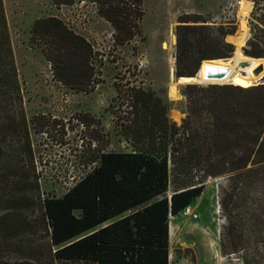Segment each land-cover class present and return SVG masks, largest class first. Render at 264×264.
Segmentation results:
<instances>
[{
	"label": "trees",
	"instance_id": "16d2710c",
	"mask_svg": "<svg viewBox=\"0 0 264 264\" xmlns=\"http://www.w3.org/2000/svg\"><path fill=\"white\" fill-rule=\"evenodd\" d=\"M82 1L93 3L97 16L110 25L113 46L140 36L141 0H52L55 6ZM248 14L239 13V28L227 37L231 45L244 43ZM203 27L175 30L176 49L184 51V58L175 61L177 82L202 83L209 65L215 71L229 69L214 84L230 81L233 86H186L179 125L169 121L167 104L151 90L116 92L121 101L112 113L130 150L105 151V144L97 145L99 133L90 129V165L61 195L40 197L36 179L24 165L3 159L0 140V264H168L169 217L202 192L207 177L219 175H226L218 197L224 217L220 251L242 252L253 226L264 231V85L249 87L264 74V59L259 58L264 57V0H253L244 55L233 46L230 58L219 59L229 56L232 47L221 39L206 42ZM28 43L38 47L52 80L83 93L93 89L100 60L89 42L60 19H36ZM204 59L209 61L201 62L194 76ZM238 67L244 74L235 71ZM11 99L25 133L0 0V111L9 108L0 119V133L11 131ZM82 121L86 127L96 123L86 117ZM242 260L248 263L246 255Z\"/></svg>",
	"mask_w": 264,
	"mask_h": 264
},
{
	"label": "rangeland",
	"instance_id": "374dc122",
	"mask_svg": "<svg viewBox=\"0 0 264 264\" xmlns=\"http://www.w3.org/2000/svg\"><path fill=\"white\" fill-rule=\"evenodd\" d=\"M2 1L26 127L23 133L17 125L16 105L11 99V131L0 133L2 157L10 158L16 166L24 165L27 173L35 177L40 197L61 195L71 177L77 178L90 165L87 161L94 146L88 138L90 129L99 133L97 145L105 144V151L130 150L112 113L117 112L121 101L116 92L131 87L151 90L167 104L169 121L179 125L185 115L181 91L188 85L206 86L181 84L174 76L175 61L184 58V51L176 49L177 26H204L201 32L206 42L221 39L232 47L229 56L219 58L227 59L236 47L227 37L238 30L240 12L249 11L246 24L250 37L253 7V0H141L140 36L115 47L112 28L97 16L93 3L55 6L52 0ZM47 17L60 19L85 38L100 60L96 83L89 93L68 89L52 80L38 47L28 43L32 23ZM231 28L232 34H219ZM245 45L246 41L236 47L241 54ZM188 66H194V59ZM260 85H264V75L249 87ZM8 109L2 108L0 119ZM119 110H124L123 106ZM85 117L96 123L86 127L82 121ZM225 184L226 175L207 177L202 192L188 204L196 217L186 216L181 210L169 217L168 264H245L242 255L247 256V264H264V231L256 226L242 252L220 251L218 240L224 217L218 197Z\"/></svg>",
	"mask_w": 264,
	"mask_h": 264
},
{
	"label": "built area",
	"instance_id": "2783aa9c",
	"mask_svg": "<svg viewBox=\"0 0 264 264\" xmlns=\"http://www.w3.org/2000/svg\"><path fill=\"white\" fill-rule=\"evenodd\" d=\"M247 39H248V34L246 35V37H245V40L244 41H247ZM204 62H208L209 60H203ZM203 61H200V63H199V65H198V67H200L201 65V62H203ZM197 67V68H198ZM215 69L216 68H213V67H211V66H205V70H204V74H203V77H202V83H197L196 85H198V86H208V85H231L230 84V81H228V82H225L224 84H214V83H217L216 82V80L217 79H219V78H223V77H225L227 74H228V72H229V69H227V68H222V69H217V71H215ZM235 71L236 72H240V73H243L244 74V70L241 68H235ZM223 73V74H222ZM195 75H196V72L194 73ZM222 75V76H220V75ZM219 75V76H218ZM264 75V74H263ZM261 79V78H260ZM259 79V80H260ZM258 80V81H259ZM257 82V81H256ZM255 82V83H256ZM79 177V176H78ZM78 177L77 178H75V177H71V179H70V181H69V183L67 184V188L76 180V179H78ZM66 188V189H67ZM181 212H183L184 214H189L191 217H195V214L193 213V212H189V205H186V206H184L182 209H181Z\"/></svg>",
	"mask_w": 264,
	"mask_h": 264
},
{
	"label": "water",
	"instance_id": "95a60500",
	"mask_svg": "<svg viewBox=\"0 0 264 264\" xmlns=\"http://www.w3.org/2000/svg\"><path fill=\"white\" fill-rule=\"evenodd\" d=\"M260 70H261V66L257 67V68L254 70L253 73H254V74H257ZM219 75H220V74H219ZM219 75H218V76H219ZM175 78H178V77L175 76ZM168 197H169V193H168Z\"/></svg>",
	"mask_w": 264,
	"mask_h": 264
},
{
	"label": "bare ground",
	"instance_id": "6f19581e",
	"mask_svg": "<svg viewBox=\"0 0 264 264\" xmlns=\"http://www.w3.org/2000/svg\"><path fill=\"white\" fill-rule=\"evenodd\" d=\"M199 68H200V67L197 68L196 75H197V73H198V71H199ZM220 69H222V68H220ZM222 74H223V73H222ZM196 75H194V76H196ZM220 76H222V75H220ZM178 78H179V77H178ZM189 212H192L190 207H189ZM184 215L188 216L189 214H184ZM195 217H196V214H195ZM195 217H194V218H195Z\"/></svg>",
	"mask_w": 264,
	"mask_h": 264
},
{
	"label": "crops",
	"instance_id": "0c3cea01",
	"mask_svg": "<svg viewBox=\"0 0 264 264\" xmlns=\"http://www.w3.org/2000/svg\"><path fill=\"white\" fill-rule=\"evenodd\" d=\"M170 223V222H169ZM174 223H175V221H174ZM169 228H170V225H169ZM169 252V251H168Z\"/></svg>",
	"mask_w": 264,
	"mask_h": 264
}]
</instances>
